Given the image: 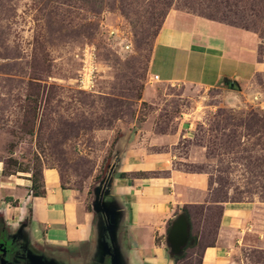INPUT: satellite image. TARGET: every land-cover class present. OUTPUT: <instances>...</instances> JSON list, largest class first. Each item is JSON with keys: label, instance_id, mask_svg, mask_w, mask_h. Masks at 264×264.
Returning a JSON list of instances; mask_svg holds the SVG:
<instances>
[{"label": "rangeland", "instance_id": "1", "mask_svg": "<svg viewBox=\"0 0 264 264\" xmlns=\"http://www.w3.org/2000/svg\"><path fill=\"white\" fill-rule=\"evenodd\" d=\"M175 10L254 31L264 62V0H0V188L33 193L54 168L89 204L120 137L179 135L176 166L208 173L213 200L255 202L237 257L264 264V72L244 93L151 81L155 37ZM186 211L196 240L178 264H197L219 209Z\"/></svg>", "mask_w": 264, "mask_h": 264}, {"label": "crops", "instance_id": "2", "mask_svg": "<svg viewBox=\"0 0 264 264\" xmlns=\"http://www.w3.org/2000/svg\"><path fill=\"white\" fill-rule=\"evenodd\" d=\"M259 44L260 38L252 30L169 11L155 37L149 73L158 75L159 82L206 89L233 81L236 91L244 93L255 76L264 72ZM192 126L190 120L182 124L180 136H188ZM178 136L134 135L117 142V164L104 200L116 211L113 233L120 263L176 264L167 234L183 208L199 205L205 210L217 207L219 216L212 241L201 245L198 264H243L237 254L250 235L255 202L213 200L208 173L176 166L170 147ZM11 198L19 201L13 205ZM92 201L93 197L88 204L84 192L63 185L57 170L45 168L38 191L0 188V225L11 231L24 221L26 238L37 255L62 264H98L104 255L102 215L93 209Z\"/></svg>", "mask_w": 264, "mask_h": 264}, {"label": "water", "instance_id": "3", "mask_svg": "<svg viewBox=\"0 0 264 264\" xmlns=\"http://www.w3.org/2000/svg\"><path fill=\"white\" fill-rule=\"evenodd\" d=\"M225 84L232 90L237 89V84L233 81H226ZM116 150L115 163L110 169L103 186L101 188L97 187L93 192L92 201L93 209L102 215V227L100 231L101 246L104 254L110 256L111 264H121L117 249L114 245L113 231L116 225V211L110 204L105 202L104 195L107 193L113 169L117 164L118 147ZM189 233V223L185 214L182 212L174 219L167 234V243L172 255H178L182 252L188 242Z\"/></svg>", "mask_w": 264, "mask_h": 264}, {"label": "flooded vegetation", "instance_id": "4", "mask_svg": "<svg viewBox=\"0 0 264 264\" xmlns=\"http://www.w3.org/2000/svg\"><path fill=\"white\" fill-rule=\"evenodd\" d=\"M26 230L24 221L11 231L0 225V264H62L50 256L35 254L26 238ZM98 264H111L110 256L104 254Z\"/></svg>", "mask_w": 264, "mask_h": 264}, {"label": "trees", "instance_id": "5", "mask_svg": "<svg viewBox=\"0 0 264 264\" xmlns=\"http://www.w3.org/2000/svg\"><path fill=\"white\" fill-rule=\"evenodd\" d=\"M186 209H187V208L185 207V208H183L182 211H183V213L185 214V216H186V218H187V220H188V223H189V231H190V233H189V239H188L187 244H186L185 247L183 248L182 252H181L180 254H178V255H173V256H174V261H175L176 264H178L179 260L182 259V258L184 257V254H185V252H186V249L190 246V244L196 240L195 237H192V233H191V223H192V222H191V218H190L189 214L187 213ZM192 240H193V241H192ZM194 245H195V244H194ZM197 264H198V263H197Z\"/></svg>", "mask_w": 264, "mask_h": 264}, {"label": "built area", "instance_id": "6", "mask_svg": "<svg viewBox=\"0 0 264 264\" xmlns=\"http://www.w3.org/2000/svg\"><path fill=\"white\" fill-rule=\"evenodd\" d=\"M90 58V57H89ZM90 60H91V58H90ZM150 80L151 81H154V82H156V81H158L159 79H158V75H151L150 76Z\"/></svg>", "mask_w": 264, "mask_h": 264}]
</instances>
